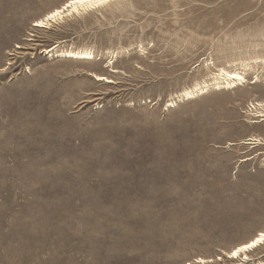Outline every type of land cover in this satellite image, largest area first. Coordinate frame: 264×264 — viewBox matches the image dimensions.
Listing matches in <instances>:
<instances>
[{"label":"rangeland","instance_id":"obj_1","mask_svg":"<svg viewBox=\"0 0 264 264\" xmlns=\"http://www.w3.org/2000/svg\"><path fill=\"white\" fill-rule=\"evenodd\" d=\"M69 1L0 0V264L264 263V0Z\"/></svg>","mask_w":264,"mask_h":264},{"label":"bare ground","instance_id":"obj_2","mask_svg":"<svg viewBox=\"0 0 264 264\" xmlns=\"http://www.w3.org/2000/svg\"><path fill=\"white\" fill-rule=\"evenodd\" d=\"M111 1L114 0H70L62 8L51 11L50 13L45 15L43 19L35 22L34 27L43 28L49 26L50 23L57 22L63 19L65 13L71 15L74 13L87 12L89 10L97 9ZM47 54H50L51 56L72 59V60H79V61H92L95 59L94 52L89 49L59 52L58 49L54 47L51 50H49ZM206 65L208 70H210L211 68H209V65H214V64L207 63ZM241 66L243 68L242 70L235 69L234 71H231L225 68L217 69V71L210 76V81H212L211 84L207 83L206 81H204L203 83H196L194 84L193 88L184 91L181 95L177 97V99L188 100V101L195 100L198 97L208 94L211 90H218V91L225 89L234 90L239 87H242L246 83L245 73L249 68V63H242ZM95 78L99 81L107 80V78L100 77L97 75H95ZM169 107L174 108L175 104L172 103L170 104ZM257 107H256L257 115L259 118L262 119L252 124H259L264 122V110H263L264 105L258 103ZM248 141H249L248 143L255 144L257 146H264V139L262 138L253 137L248 139ZM262 234H264V230L257 233L256 236H254L251 240L247 241L246 243L237 246L229 254L230 255L229 259L234 260L240 258L242 260L243 259L247 260L249 258L247 255L248 252H251L254 249H257L258 247L264 245V235ZM247 245H252V247H246ZM241 249H243V251H240ZM233 253H237V255L233 256ZM206 262L207 261L203 259L198 260V263L205 264ZM186 264H192V263H186ZM256 264H264V263L257 262Z\"/></svg>","mask_w":264,"mask_h":264},{"label":"snow or ice","instance_id":"obj_3","mask_svg":"<svg viewBox=\"0 0 264 264\" xmlns=\"http://www.w3.org/2000/svg\"><path fill=\"white\" fill-rule=\"evenodd\" d=\"M264 235V234H262ZM246 247H252V245H247ZM240 251H243V249H241ZM237 255V253H233V256Z\"/></svg>","mask_w":264,"mask_h":264}]
</instances>
